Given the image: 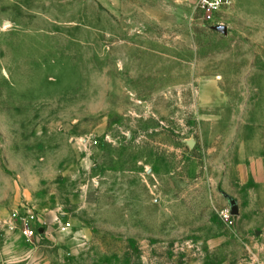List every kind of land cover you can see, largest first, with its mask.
Returning a JSON list of instances; mask_svg holds the SVG:
<instances>
[{
    "label": "rangeland",
    "instance_id": "rangeland-1",
    "mask_svg": "<svg viewBox=\"0 0 264 264\" xmlns=\"http://www.w3.org/2000/svg\"><path fill=\"white\" fill-rule=\"evenodd\" d=\"M197 1L0 0V264H264V0Z\"/></svg>",
    "mask_w": 264,
    "mask_h": 264
},
{
    "label": "built area",
    "instance_id": "built-area-1",
    "mask_svg": "<svg viewBox=\"0 0 264 264\" xmlns=\"http://www.w3.org/2000/svg\"><path fill=\"white\" fill-rule=\"evenodd\" d=\"M231 3L232 0H198L197 7L200 8L206 14L211 15L212 13L217 12L223 7L229 6ZM221 215L224 216L226 219L229 217V213L227 211L221 212ZM63 228L65 227L63 226ZM23 234L26 237L31 238L34 235V232L29 228H25L23 229Z\"/></svg>",
    "mask_w": 264,
    "mask_h": 264
},
{
    "label": "water",
    "instance_id": "water-1",
    "mask_svg": "<svg viewBox=\"0 0 264 264\" xmlns=\"http://www.w3.org/2000/svg\"><path fill=\"white\" fill-rule=\"evenodd\" d=\"M214 28L220 32H223V33H225L227 31L226 27H224V26H215ZM233 209H234V207H233ZM39 232L42 233V230H40Z\"/></svg>",
    "mask_w": 264,
    "mask_h": 264
}]
</instances>
